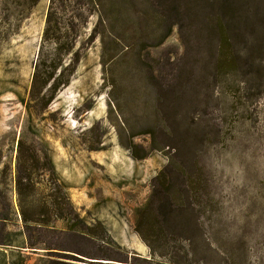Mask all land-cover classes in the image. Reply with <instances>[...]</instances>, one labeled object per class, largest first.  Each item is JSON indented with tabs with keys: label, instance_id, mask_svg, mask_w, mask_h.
Here are the masks:
<instances>
[{
	"label": "rangeland",
	"instance_id": "obj_1",
	"mask_svg": "<svg viewBox=\"0 0 264 264\" xmlns=\"http://www.w3.org/2000/svg\"><path fill=\"white\" fill-rule=\"evenodd\" d=\"M49 5L10 24L0 10V219L57 220L67 183L85 191L69 201L85 238L25 231L36 250L10 264H264V0H126L93 42L91 16L71 84L44 106L29 93ZM168 166L180 208L150 249L136 211Z\"/></svg>",
	"mask_w": 264,
	"mask_h": 264
},
{
	"label": "trees",
	"instance_id": "obj_2",
	"mask_svg": "<svg viewBox=\"0 0 264 264\" xmlns=\"http://www.w3.org/2000/svg\"><path fill=\"white\" fill-rule=\"evenodd\" d=\"M44 0H0V10L7 12V23H11L12 17L22 16V20L28 19L33 11ZM126 0H49V10L46 17L45 28L42 36V42L40 45L39 56L34 67V74L31 81L30 88V101L34 105H46L47 102H51L61 88H66L71 84L73 76L76 74L79 64L82 59L80 47L76 50L78 41L80 39V31L84 28L91 16L97 15V26L93 31L89 41H95L99 36L97 33V27L105 26L110 28L112 24H109L105 20V16L111 17L110 8L114 11L122 8ZM69 8L74 9L80 14L72 18L68 23L63 24L55 18L56 12L60 10H67ZM117 13V12H115ZM77 17L81 18L78 22ZM108 20H111L108 18ZM77 22V23H75ZM111 22H113L111 20ZM113 29V27H111ZM13 34L12 27L10 26L6 38H11ZM51 47L52 53H47L46 49ZM113 61V60H112ZM116 109L121 111L120 105L117 104ZM122 114V113H121ZM120 124L126 125V120L120 115ZM171 166H168L164 173L155 180L158 184L157 190L153 193L151 200L146 206L136 211V224L135 231L140 239L150 248L153 249L151 244H158L165 237L162 235L164 224L167 223L169 217V211L178 213V201L171 195L172 184L169 181ZM30 179L21 174V178L17 180V189L21 193L23 192L24 182H28ZM63 191V190H62ZM65 199L59 198L54 202L53 208L57 213V220L47 222L36 221L34 219H27L23 216V223L25 231L30 236V233L36 229L47 230L50 232H59L63 234H71L74 236H80L85 238V234L75 233V229L78 225H72L77 220H80L73 210L69 201L68 209L72 208L68 212L69 217H73L72 223L64 215L65 209L61 208L62 204H65ZM55 223H65L68 227L71 225V230L58 231L57 229H49L51 225ZM157 229L158 232H151V229ZM147 229L150 231L148 232ZM173 239V238H172ZM28 241H30L28 239ZM166 241V240H165ZM177 241V240H175ZM184 241L192 244V239L187 238ZM30 249L36 250L35 245H30ZM161 256L160 258H162ZM108 261V260H105ZM51 264H65L61 262H55ZM145 264H165L155 263L152 261L145 262Z\"/></svg>",
	"mask_w": 264,
	"mask_h": 264
},
{
	"label": "crops",
	"instance_id": "obj_3",
	"mask_svg": "<svg viewBox=\"0 0 264 264\" xmlns=\"http://www.w3.org/2000/svg\"><path fill=\"white\" fill-rule=\"evenodd\" d=\"M12 183L14 185V189L16 190L17 181L15 180V172ZM62 190L65 196L69 198V201L73 206H75V202L77 201L78 198L85 197L84 195L85 191L83 189L75 188L73 185H68L67 183L65 187L62 188ZM76 206H79L80 208L77 209V211L82 212L84 215L85 209L80 207L81 205L79 204H77ZM92 217L97 218V221H101L98 215ZM11 223H13L14 225H11ZM53 227L54 226L51 225V228L49 229L54 230ZM29 249H30L29 241L27 234L25 233V226L23 225L21 227V222L20 223H17L16 221L10 222V220L0 219V264H10L11 261L13 262V260L16 258L20 259L21 261V255L25 257L33 256L30 254Z\"/></svg>",
	"mask_w": 264,
	"mask_h": 264
}]
</instances>
